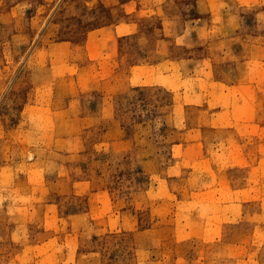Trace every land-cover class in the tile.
Here are the masks:
<instances>
[{
  "label": "rangeland",
  "instance_id": "obj_1",
  "mask_svg": "<svg viewBox=\"0 0 264 264\" xmlns=\"http://www.w3.org/2000/svg\"><path fill=\"white\" fill-rule=\"evenodd\" d=\"M0 264H264V0H0Z\"/></svg>",
  "mask_w": 264,
  "mask_h": 264
}]
</instances>
